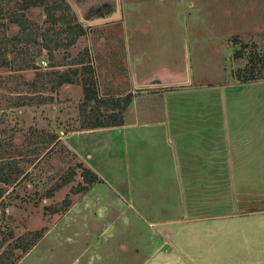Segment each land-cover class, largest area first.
<instances>
[{
  "label": "rangeland",
  "instance_id": "374dc122",
  "mask_svg": "<svg viewBox=\"0 0 264 264\" xmlns=\"http://www.w3.org/2000/svg\"><path fill=\"white\" fill-rule=\"evenodd\" d=\"M117 1L119 17L89 25L84 20L114 12L116 0H67L85 35L68 48L47 50L41 42L21 44L0 67V136L12 137L26 153L19 158L23 178L5 186L0 236L9 231L19 236L45 230L16 264H143L149 257L166 256L164 236L157 227L170 221L173 228L190 217L180 216L178 180L168 175L175 156L168 143L171 134L158 126L163 121L164 99L175 98L183 104L228 86H234V98H244L246 92L253 95L254 91L239 90L238 85L264 83V77L248 83L237 79L238 72L248 71L255 55L264 59V0ZM27 17L34 27L54 28L40 8L32 9ZM17 32L15 28L8 34ZM84 49L99 95L124 106L121 125L108 131L80 129L82 91L76 84L57 90L48 84L41 92L48 99L45 103L9 107L10 98L17 90H25V83L40 82L38 72L64 70ZM236 51H240L238 58ZM25 61L37 68L14 69ZM258 68H262L260 62ZM260 74L264 76V70ZM258 93L255 89L254 96L246 98V106ZM144 103L151 109L144 111ZM246 106L239 102L235 108L246 112ZM203 115L199 122L189 121L185 132L190 134L191 128L194 133L204 125ZM39 133L56 135L50 150L37 153L39 145L33 137ZM126 143H135V149L127 153ZM127 159L135 160L140 180H127ZM78 164L102 174L79 197L69 193L81 181ZM68 169L75 170L74 181L44 199V193ZM66 194L74 200L66 211L44 210ZM171 249L168 257L173 258ZM201 250L195 248L192 255L198 256Z\"/></svg>",
  "mask_w": 264,
  "mask_h": 264
},
{
  "label": "crops",
  "instance_id": "0c3cea01",
  "mask_svg": "<svg viewBox=\"0 0 264 264\" xmlns=\"http://www.w3.org/2000/svg\"><path fill=\"white\" fill-rule=\"evenodd\" d=\"M231 87L211 90L183 104L175 98L170 99L172 104L164 99L163 121L158 126L171 134L168 143L175 156L168 175L178 180L180 216L190 218L173 228L170 221L161 222L157 232L164 236L166 256L149 257L143 264H172V259L173 264H264V83L238 85L239 90L254 91L253 95L246 92L244 98H234ZM255 89L259 93L246 106V98H252ZM239 102L245 103L248 112L235 108ZM146 105L144 111L151 109ZM202 115L204 125L194 133L191 128L190 134L185 132L187 123L199 122ZM133 127L137 125L124 131ZM111 128L116 127L91 130ZM134 144L126 143L127 153ZM126 170L127 180H140L135 160L127 159ZM94 172L102 178L98 170ZM201 247L198 256L192 255ZM168 249L173 258L168 257Z\"/></svg>",
  "mask_w": 264,
  "mask_h": 264
},
{
  "label": "trees",
  "instance_id": "16d2710c",
  "mask_svg": "<svg viewBox=\"0 0 264 264\" xmlns=\"http://www.w3.org/2000/svg\"><path fill=\"white\" fill-rule=\"evenodd\" d=\"M34 8H40L48 17L54 28L41 29L34 27L27 14ZM17 28V33L9 35V30ZM50 31H52L50 33ZM85 35L84 28L76 21V16L71 11L67 0H0V67L7 64L6 55L13 52L21 45L41 42V47L47 50L55 48H68L73 46ZM50 43L51 46H50ZM87 49L79 52L75 58L67 63L64 70L51 69L37 73L40 82L30 81L25 83V90H17L16 95L10 98L9 107H22L42 104L48 101L41 95L42 90L50 84V89L57 90L63 85L76 84L81 87L82 101L78 106L79 128L82 130L119 126L123 123V105L114 98L101 97L98 92L97 81L94 76L93 66L88 56ZM240 57V51L235 52ZM262 68H258V63ZM54 65V64H51ZM32 63L23 62L14 69H34ZM248 71L243 75L237 73L241 83H248L263 78L260 73L264 70V59L255 55ZM23 92V93H22ZM36 145L38 151L50 150L56 142L54 134H38ZM25 149L16 146L14 139L0 136V204L6 193L5 186L15 185L20 182L24 172L19 165V158L25 155ZM31 161V160H30ZM81 168L80 177L75 185L71 186L69 193L73 195L84 194L88 188L97 182V174L89 168L78 164ZM75 170L65 171L55 184L48 189L43 197L51 198L54 191L74 181ZM74 201V200H73ZM69 194L53 206H45L44 210L53 214H61L73 203ZM45 230L27 231L22 235L14 236L9 231L0 236V264H16L44 236Z\"/></svg>",
  "mask_w": 264,
  "mask_h": 264
},
{
  "label": "water",
  "instance_id": "95a60500",
  "mask_svg": "<svg viewBox=\"0 0 264 264\" xmlns=\"http://www.w3.org/2000/svg\"><path fill=\"white\" fill-rule=\"evenodd\" d=\"M117 17H119V6H118V1L116 0L115 3V10L114 12H112L109 15H104V16H98L92 20H84L85 24H97V23H103V22H107L110 20H114ZM149 85H153V84H149Z\"/></svg>",
  "mask_w": 264,
  "mask_h": 264
}]
</instances>
